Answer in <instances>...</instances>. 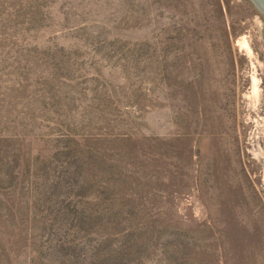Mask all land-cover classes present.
Wrapping results in <instances>:
<instances>
[{
  "label": "rangeland",
  "instance_id": "rangeland-1",
  "mask_svg": "<svg viewBox=\"0 0 264 264\" xmlns=\"http://www.w3.org/2000/svg\"><path fill=\"white\" fill-rule=\"evenodd\" d=\"M258 22L245 0H0V264H264Z\"/></svg>",
  "mask_w": 264,
  "mask_h": 264
},
{
  "label": "flooded vegetation",
  "instance_id": "flooded-vegetation-1",
  "mask_svg": "<svg viewBox=\"0 0 264 264\" xmlns=\"http://www.w3.org/2000/svg\"><path fill=\"white\" fill-rule=\"evenodd\" d=\"M250 149L247 150L250 154L249 159L247 160L246 174H247V183L250 191H253V188L257 189L260 187L261 192H258V195L261 198H264V152L261 151L260 144H255L251 142L248 144Z\"/></svg>",
  "mask_w": 264,
  "mask_h": 264
},
{
  "label": "water",
  "instance_id": "water-1",
  "mask_svg": "<svg viewBox=\"0 0 264 264\" xmlns=\"http://www.w3.org/2000/svg\"><path fill=\"white\" fill-rule=\"evenodd\" d=\"M264 19V0H245ZM259 32L264 40V24L258 22Z\"/></svg>",
  "mask_w": 264,
  "mask_h": 264
}]
</instances>
